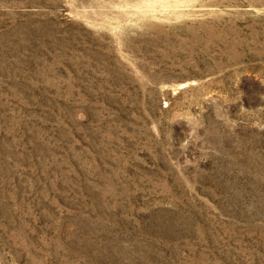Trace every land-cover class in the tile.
I'll use <instances>...</instances> for the list:
<instances>
[{"label":"rangeland","instance_id":"374dc122","mask_svg":"<svg viewBox=\"0 0 264 264\" xmlns=\"http://www.w3.org/2000/svg\"><path fill=\"white\" fill-rule=\"evenodd\" d=\"M0 264H264V0H0Z\"/></svg>","mask_w":264,"mask_h":264}]
</instances>
